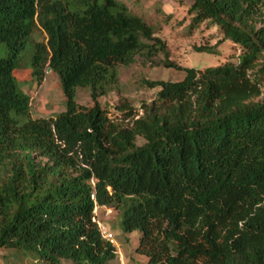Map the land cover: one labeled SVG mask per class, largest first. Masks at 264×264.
I'll list each match as a JSON object with an SVG mask.
<instances>
[{"label": "trees", "instance_id": "16d2710c", "mask_svg": "<svg viewBox=\"0 0 264 264\" xmlns=\"http://www.w3.org/2000/svg\"><path fill=\"white\" fill-rule=\"evenodd\" d=\"M191 31L207 22L239 44L238 63L144 80L156 98L113 119L100 98L121 66L166 51L119 0H0V251L35 264H112L96 206L141 233L147 264H264V0H193ZM36 31L33 74L60 77L66 109L34 118L15 75ZM89 88L93 105L77 101ZM142 139L143 143H139ZM94 180V182L92 181Z\"/></svg>", "mask_w": 264, "mask_h": 264}, {"label": "rangeland", "instance_id": "374dc122", "mask_svg": "<svg viewBox=\"0 0 264 264\" xmlns=\"http://www.w3.org/2000/svg\"><path fill=\"white\" fill-rule=\"evenodd\" d=\"M132 12L142 16L155 29V36L166 44V51H161L152 61L138 55L137 61L128 66H121L120 82L115 90L100 98L104 109L113 119H123L118 106L130 103L141 109L144 103L156 98L159 88L151 89L144 80L179 81L185 72L168 68L162 62L169 60L184 67L204 70L207 67L225 63H238L242 48L230 40L223 41L219 46V54L198 52L196 47L214 46L223 39V34L216 26L207 22L197 29H189L192 16L189 8L193 0H119ZM43 32L36 31L28 40L25 51L20 56V66L15 75L22 88L31 97V111L34 118L52 117L66 109L62 83L57 73L47 70L42 80L33 74L30 63L34 50V41L43 39ZM6 55L5 45H0V57ZM264 90V85H263ZM77 101L82 105H93L89 88L79 87ZM139 143H143L140 139ZM95 215L102 227L110 230L115 239L118 258L121 255L127 264H147L148 257L136 251L141 233L139 230L125 232L121 226V213L111 207L96 206ZM117 260L112 264H117ZM0 264H35L31 259L14 250L0 251Z\"/></svg>", "mask_w": 264, "mask_h": 264}, {"label": "built area", "instance_id": "2783aa9c", "mask_svg": "<svg viewBox=\"0 0 264 264\" xmlns=\"http://www.w3.org/2000/svg\"><path fill=\"white\" fill-rule=\"evenodd\" d=\"M94 182V180H92ZM101 226V225H100ZM103 237L115 245V239L113 233L105 227L101 226ZM117 264H127L123 257L120 255Z\"/></svg>", "mask_w": 264, "mask_h": 264}, {"label": "water", "instance_id": "95a60500", "mask_svg": "<svg viewBox=\"0 0 264 264\" xmlns=\"http://www.w3.org/2000/svg\"><path fill=\"white\" fill-rule=\"evenodd\" d=\"M51 69H49V71H50Z\"/></svg>", "mask_w": 264, "mask_h": 264}]
</instances>
